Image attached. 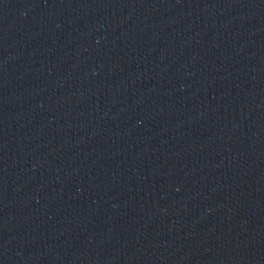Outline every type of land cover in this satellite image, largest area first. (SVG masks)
I'll use <instances>...</instances> for the list:
<instances>
[{"label":"water","instance_id":"obj_1","mask_svg":"<svg viewBox=\"0 0 264 264\" xmlns=\"http://www.w3.org/2000/svg\"><path fill=\"white\" fill-rule=\"evenodd\" d=\"M264 147V0H0V264H146Z\"/></svg>","mask_w":264,"mask_h":264}]
</instances>
